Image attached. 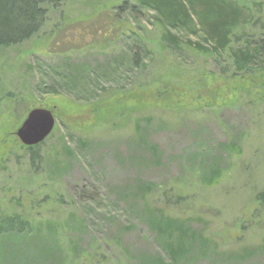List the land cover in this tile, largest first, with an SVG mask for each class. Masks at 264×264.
Wrapping results in <instances>:
<instances>
[{"label": "rangeland", "instance_id": "1", "mask_svg": "<svg viewBox=\"0 0 264 264\" xmlns=\"http://www.w3.org/2000/svg\"><path fill=\"white\" fill-rule=\"evenodd\" d=\"M140 1L61 0L39 33L0 49V215L28 224L0 236V264L165 258L155 210L206 240L189 264H264V72L236 73L234 38L197 52L213 47L204 32ZM230 1L244 8L235 35L259 39L264 0ZM33 107L56 119L39 166L16 135Z\"/></svg>", "mask_w": 264, "mask_h": 264}, {"label": "trees", "instance_id": "2", "mask_svg": "<svg viewBox=\"0 0 264 264\" xmlns=\"http://www.w3.org/2000/svg\"><path fill=\"white\" fill-rule=\"evenodd\" d=\"M60 1L0 0V49L19 45L39 33L47 21L48 8L50 6L56 8ZM139 3L156 11L158 14L156 19L158 18L169 28H188L192 25V32H204L205 41L211 42L213 47L206 48L198 44L194 48L197 52L207 55L221 54L230 50L235 40L238 45L232 56L236 73H254L255 70L264 72V64L260 66L257 63L258 59L264 56V34L256 40L253 37L246 38L245 33L235 35V30L240 27L244 9L239 6L238 2L237 5L230 0H141ZM251 20H245L246 25ZM257 22L255 21L254 24ZM166 40L172 47H178L180 44L177 37L171 34H167ZM137 60L138 55H135L133 61ZM71 83L76 84L75 78H71ZM44 144L45 141L37 146L26 147L32 166H39L43 163L44 158L40 150ZM150 148L151 152L158 153L155 146ZM216 167L205 169V174L201 179L203 184L212 187L219 183L221 172ZM147 188L150 191L155 190L151 185ZM262 197L260 195L258 198L261 202L264 199ZM183 199L186 198L180 196L174 203L172 200H167V204L179 205L182 204ZM148 221H150L149 226L153 228L156 238L163 243L161 247L166 256L165 258L150 257L147 260L143 258L145 264H189L190 259L193 256L197 257L206 243V240L201 238L202 234L190 230L185 222L169 216L162 210L149 212ZM27 225L26 220L18 214H1L0 236L24 232L28 229ZM102 257L103 259L98 261V264H105L103 253Z\"/></svg>", "mask_w": 264, "mask_h": 264}, {"label": "water", "instance_id": "3", "mask_svg": "<svg viewBox=\"0 0 264 264\" xmlns=\"http://www.w3.org/2000/svg\"><path fill=\"white\" fill-rule=\"evenodd\" d=\"M56 119L47 109L31 110L16 135L26 147L37 146L46 141L53 133Z\"/></svg>", "mask_w": 264, "mask_h": 264}]
</instances>
